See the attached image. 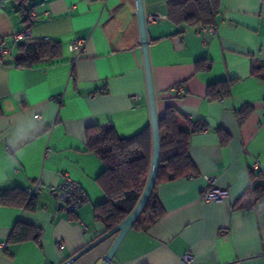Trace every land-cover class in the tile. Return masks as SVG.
Returning <instances> with one entry per match:
<instances>
[{
	"label": "crops",
	"instance_id": "1",
	"mask_svg": "<svg viewBox=\"0 0 264 264\" xmlns=\"http://www.w3.org/2000/svg\"><path fill=\"white\" fill-rule=\"evenodd\" d=\"M169 1L143 0L156 109L159 117L173 107L185 130L205 123L189 138L197 175L158 184L163 215L132 227L107 264H264V196L245 194L251 171L264 174V69L252 72L264 62V0H219L205 42L201 22L168 18ZM18 2L0 0V190L39 183L41 191L33 211L0 204V264H99L114 236L68 261L105 231L94 213L105 165L87 149L85 130L111 125L130 137L150 123L135 0ZM30 9L36 15L27 21ZM25 27L28 40L58 41L59 56L18 66L27 40L12 35ZM225 80H233L229 95L209 98L208 85ZM244 106L251 109L241 119ZM64 175L87 195L72 214L47 189ZM209 186L227 195L203 200ZM239 200L253 205L234 207ZM17 221L39 227L40 239L9 243Z\"/></svg>",
	"mask_w": 264,
	"mask_h": 264
},
{
	"label": "trees",
	"instance_id": "2",
	"mask_svg": "<svg viewBox=\"0 0 264 264\" xmlns=\"http://www.w3.org/2000/svg\"><path fill=\"white\" fill-rule=\"evenodd\" d=\"M15 1L22 3V0ZM218 7L219 0H170L167 3V16L177 22L207 24L214 22ZM26 20L28 21V16ZM26 40L27 42L19 44L24 56L17 59L18 66L30 67L40 61L57 58L60 54L61 45L58 41ZM208 67L209 63L196 64L197 69ZM261 69H264V62L252 65V72ZM232 82L233 80H225L208 85L207 96L212 99L228 96ZM250 109L249 106H244L238 111L241 119L249 114ZM177 116V111L169 106L158 117L160 157L157 175L151 194L132 226L134 228L145 229L163 215V207L155 193L158 184L197 175L189 153V138L192 132L203 129L205 123H190L191 129L185 130L179 127ZM219 135L223 141L228 139L225 132L219 131ZM85 138L87 149L94 152L105 165V169L95 179L104 193V199L94 206V213L95 218L103 223L106 233L133 210L142 192L150 165V126L130 137H119L111 125L89 126L85 130ZM248 193L251 194L253 202L264 196V174L260 171H251L245 191V194ZM0 204L23 207L31 211L36 208L35 197L28 196L19 187L0 190ZM252 205L251 201L239 200L234 207L250 208ZM41 233L39 227L17 221L7 240L9 243L38 241Z\"/></svg>",
	"mask_w": 264,
	"mask_h": 264
},
{
	"label": "water",
	"instance_id": "3",
	"mask_svg": "<svg viewBox=\"0 0 264 264\" xmlns=\"http://www.w3.org/2000/svg\"><path fill=\"white\" fill-rule=\"evenodd\" d=\"M135 7L139 30V43L141 46L143 67L145 72L146 96L150 114L149 126L151 132V155L147 178L133 210L118 225H116L114 228L107 231L106 233L102 234L97 239L85 246L83 249L75 253L68 261L77 258L78 256L90 250L105 239L114 236L111 245L103 255L102 260L99 262V264H107L111 260L115 250L117 249L124 236L132 228L133 224L137 220L155 184L160 157V134L158 127V115L156 109L153 81L151 76V66L149 60V39L146 28L147 21L143 8V0H135Z\"/></svg>",
	"mask_w": 264,
	"mask_h": 264
},
{
	"label": "built area",
	"instance_id": "4",
	"mask_svg": "<svg viewBox=\"0 0 264 264\" xmlns=\"http://www.w3.org/2000/svg\"><path fill=\"white\" fill-rule=\"evenodd\" d=\"M36 13L34 9H30L28 12V21L35 16ZM149 20L156 21L161 18L158 14L150 15ZM213 24L204 25L200 24L199 29L197 31L198 36L201 37L202 41H206L205 32L213 31ZM30 31L28 27H25L23 30L17 31L13 33L12 37L15 41H22L24 39L30 38ZM79 41L71 44V47H77ZM175 93L180 94L182 92V88L179 85H175L174 87ZM138 95H135L134 98H138ZM206 181L211 184L212 179L210 177H206ZM49 192H53L57 195L59 202L62 208L68 213L72 214L77 211L87 200V195L82 187L74 180H72L68 175H64L63 180L57 185H51L48 188ZM24 193L28 196H35L37 193L41 191V186L39 183H35L31 187H26L23 189ZM227 195V191L225 189H220L216 187H205L201 193V198L203 200H216L221 199ZM184 260L186 263L189 262L190 256L185 255Z\"/></svg>",
	"mask_w": 264,
	"mask_h": 264
}]
</instances>
